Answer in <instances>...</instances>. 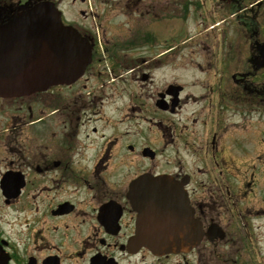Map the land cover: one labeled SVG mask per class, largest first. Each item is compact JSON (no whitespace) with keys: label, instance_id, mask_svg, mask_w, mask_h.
I'll return each mask as SVG.
<instances>
[{"label":"flooded vegetation","instance_id":"obj_1","mask_svg":"<svg viewBox=\"0 0 264 264\" xmlns=\"http://www.w3.org/2000/svg\"><path fill=\"white\" fill-rule=\"evenodd\" d=\"M39 1L0 0V48L12 57L19 17ZM47 1L90 41L92 61L72 83L0 95V264H264V188L258 197L254 163L248 179L242 171V141L213 107L202 145L188 126L165 142L160 115L178 113L193 95L186 83L130 67L131 48H164L169 13L187 23L200 16L224 61L217 93L223 82L226 91L217 100L210 92L207 108L222 100L246 108L249 97L264 115V0H111L116 14H103L95 30L69 19L63 0ZM141 17L150 24L140 26ZM217 130L234 135L227 153ZM193 156L203 167L189 164ZM145 174L185 182L200 243L165 254L130 245L138 216L131 183Z\"/></svg>","mask_w":264,"mask_h":264},{"label":"water","instance_id":"obj_2","mask_svg":"<svg viewBox=\"0 0 264 264\" xmlns=\"http://www.w3.org/2000/svg\"><path fill=\"white\" fill-rule=\"evenodd\" d=\"M28 8L19 17L24 28L22 37L13 42L14 57L11 48H0V95L72 83L92 59L93 45L75 27L63 23L54 2L39 1ZM131 200L138 211L131 245L163 254L201 240V223L194 218L181 183L168 176L144 175L132 183Z\"/></svg>","mask_w":264,"mask_h":264},{"label":"rangeland","instance_id":"obj_3","mask_svg":"<svg viewBox=\"0 0 264 264\" xmlns=\"http://www.w3.org/2000/svg\"><path fill=\"white\" fill-rule=\"evenodd\" d=\"M118 1L115 2L114 6H111V0H89L86 3L63 0L60 5L69 19L81 21L85 19L87 24L95 30L103 14H116L117 6L119 8ZM112 3L114 2L112 1ZM156 4L159 5L160 2H156ZM80 10H85V16L81 14ZM169 15L167 16L168 27L166 26L167 30L165 34L166 45L163 46L167 50L163 52V57L159 56V53L164 48L134 47L130 49V67L134 65L136 67L135 72H138L139 69L146 72L149 70L154 76H158L157 79L164 76L167 81H177L181 84L186 83L188 88L185 90V96L189 94L193 95L186 100L188 102L183 105V108L178 113L160 115L159 120L163 122L162 126L166 125L168 127L166 130L167 136L164 137V141L169 142V144L177 142L175 135L178 132V128L188 126L187 130L193 132L191 136H194L198 140V143L202 145L204 143L205 129L210 126L207 120L209 121L208 117L212 115L211 110L214 107L217 116L223 117L229 123L227 124L229 133L235 132L236 136L242 141L244 148L243 146L239 147L241 157L239 163L242 171H246L248 175L247 179L254 163L252 170V172H256L254 187L259 197V191L262 187L264 188V130H262L264 129V115L257 109L255 103L249 100V97L246 108L242 106L236 108L232 104L229 107L227 100L220 102L223 106H220L215 101L214 106L207 108L208 95L212 93L215 100H217V94L223 95L225 90L223 82L221 88H219L220 93H217L218 84H221L219 80L224 69V61L221 56H215L216 45H213V41L209 36L211 33L208 34L206 30L210 23L208 21L201 23L200 16L191 18L189 23H187L181 21L180 17L174 13H169ZM147 17H141L140 26L150 24ZM134 23L131 19L130 25ZM185 23L188 28H185ZM177 27L183 30L180 31ZM212 33L215 34L214 32ZM131 34L130 39L133 36ZM143 36L141 34V39L133 40L137 42L143 41L146 39V36ZM135 56L140 57L137 59L138 61L134 59ZM154 57L160 59V62L156 61L158 64L156 68L151 66V64L154 65ZM149 59H152V61H148L146 64L149 67L145 68L146 65L141 63H143V60ZM106 71H109L106 67L102 69V72ZM191 103L194 105H191ZM221 111H223V115ZM230 122L232 124L237 123L239 126H234ZM220 131L216 133V146L224 148L227 153L230 146L229 143H231L228 141V138L234 135ZM163 133H165V130H163ZM234 150L235 148L231 151L232 155ZM226 153L224 154L225 156ZM185 158L189 164L192 163L193 168L203 167L204 162L201 159H196L194 156L191 159L190 157ZM221 158L220 154H215L216 160ZM130 160L135 164L141 162L137 158H130ZM198 174L203 178L201 173ZM260 259L264 261V256Z\"/></svg>","mask_w":264,"mask_h":264}]
</instances>
